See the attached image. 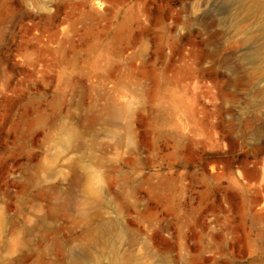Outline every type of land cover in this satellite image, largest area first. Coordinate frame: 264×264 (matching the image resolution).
Masks as SVG:
<instances>
[{
	"label": "rangeland",
	"instance_id": "rangeland-1",
	"mask_svg": "<svg viewBox=\"0 0 264 264\" xmlns=\"http://www.w3.org/2000/svg\"><path fill=\"white\" fill-rule=\"evenodd\" d=\"M0 264H264L261 0H0Z\"/></svg>",
	"mask_w": 264,
	"mask_h": 264
},
{
	"label": "bare ground",
	"instance_id": "bare-ground-1",
	"mask_svg": "<svg viewBox=\"0 0 264 264\" xmlns=\"http://www.w3.org/2000/svg\"><path fill=\"white\" fill-rule=\"evenodd\" d=\"M262 4L264 5V0H261Z\"/></svg>",
	"mask_w": 264,
	"mask_h": 264
}]
</instances>
